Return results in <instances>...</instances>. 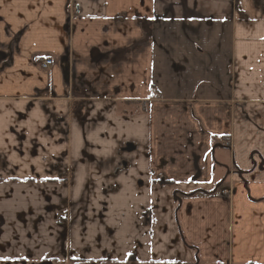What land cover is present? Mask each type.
I'll return each instance as SVG.
<instances>
[{
    "label": "crops",
    "instance_id": "crops-1",
    "mask_svg": "<svg viewBox=\"0 0 264 264\" xmlns=\"http://www.w3.org/2000/svg\"><path fill=\"white\" fill-rule=\"evenodd\" d=\"M0 264H264V0H0Z\"/></svg>",
    "mask_w": 264,
    "mask_h": 264
},
{
    "label": "built area",
    "instance_id": "built-area-1",
    "mask_svg": "<svg viewBox=\"0 0 264 264\" xmlns=\"http://www.w3.org/2000/svg\"><path fill=\"white\" fill-rule=\"evenodd\" d=\"M41 67L46 69L51 65V61L50 60H42L40 61Z\"/></svg>",
    "mask_w": 264,
    "mask_h": 264
},
{
    "label": "flooded vegetation",
    "instance_id": "flooded-vegetation-1",
    "mask_svg": "<svg viewBox=\"0 0 264 264\" xmlns=\"http://www.w3.org/2000/svg\"><path fill=\"white\" fill-rule=\"evenodd\" d=\"M40 61H42V60H40ZM50 61H51V60H50ZM51 65H52V62H51ZM51 65H50V66H51ZM40 66H41V64H40ZM50 66H49V67H50ZM49 67H48V68H49ZM43 69H44V68H43ZM46 69H47V68H46ZM68 216H69V213L67 212V215H65V217L63 218L64 221H65V225H67V226L69 225V217H68Z\"/></svg>",
    "mask_w": 264,
    "mask_h": 264
}]
</instances>
